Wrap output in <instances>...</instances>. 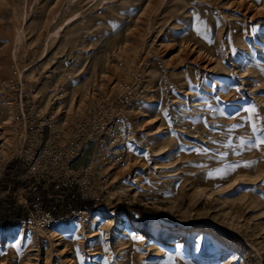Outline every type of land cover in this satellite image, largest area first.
<instances>
[{"label":"rangeland","instance_id":"1","mask_svg":"<svg viewBox=\"0 0 264 264\" xmlns=\"http://www.w3.org/2000/svg\"><path fill=\"white\" fill-rule=\"evenodd\" d=\"M250 138L264 0H0V264H264Z\"/></svg>","mask_w":264,"mask_h":264},{"label":"trees","instance_id":"2","mask_svg":"<svg viewBox=\"0 0 264 264\" xmlns=\"http://www.w3.org/2000/svg\"><path fill=\"white\" fill-rule=\"evenodd\" d=\"M11 193L14 194V192L17 190V186H13V188H9ZM39 190V188H38ZM9 199H12V196L8 197ZM47 198L44 197L43 202H47L46 200ZM68 203H72L73 206H71L74 209H83V210H90L89 206H88V202H83L81 200L76 199L75 202L72 200L71 196H68ZM10 208L8 207L9 210V216H0V226L5 227V228H9V227H13L16 226L18 224H20L23 221V213H22V208H17L15 202H8ZM0 205L1 202H0ZM7 209V208H6Z\"/></svg>","mask_w":264,"mask_h":264},{"label":"snow or ice","instance_id":"3","mask_svg":"<svg viewBox=\"0 0 264 264\" xmlns=\"http://www.w3.org/2000/svg\"><path fill=\"white\" fill-rule=\"evenodd\" d=\"M217 100H219V97H217ZM222 102V101H221ZM246 111H249V112H254L255 111V109L254 108H252V109H248V110H246ZM252 129H253V132H256L257 131V128H256V126H255V124H253L252 125ZM242 144H243V142H242ZM260 144H264V139H261V140H259L258 142L256 141V140H254V139H252V138H250V142L248 143V147L249 148H256V147H258ZM195 151H200V149H197V150H195ZM239 165H233L232 167H231V170H234L235 169V167H238ZM245 167H250L251 165L250 164H246V165H244ZM228 174H230V172H229V170H224V174H223V176H221V178H224L226 175H228Z\"/></svg>","mask_w":264,"mask_h":264},{"label":"bare ground","instance_id":"4","mask_svg":"<svg viewBox=\"0 0 264 264\" xmlns=\"http://www.w3.org/2000/svg\"><path fill=\"white\" fill-rule=\"evenodd\" d=\"M71 2H73V1H71ZM23 36V35H22ZM18 39L20 40L21 39V35L18 37ZM21 41V40H20ZM17 43H18V40L16 41ZM16 43V44H17ZM20 44V43H19ZM19 47V45H16V47ZM16 51V50H15ZM14 53V52H13ZM195 106H199L198 104H196ZM123 193H124V195L126 194L127 196H130L131 194H130V192L128 191V190H124L123 191Z\"/></svg>","mask_w":264,"mask_h":264},{"label":"built area","instance_id":"5","mask_svg":"<svg viewBox=\"0 0 264 264\" xmlns=\"http://www.w3.org/2000/svg\"><path fill=\"white\" fill-rule=\"evenodd\" d=\"M37 190H38V188L36 187V188H35V192H36Z\"/></svg>","mask_w":264,"mask_h":264}]
</instances>
